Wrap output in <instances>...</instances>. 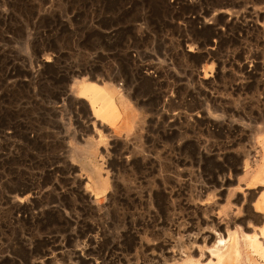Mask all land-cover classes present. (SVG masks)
Returning <instances> with one entry per match:
<instances>
[{"label":"rangeland","instance_id":"374dc122","mask_svg":"<svg viewBox=\"0 0 264 264\" xmlns=\"http://www.w3.org/2000/svg\"><path fill=\"white\" fill-rule=\"evenodd\" d=\"M0 40V264H264V0H0Z\"/></svg>","mask_w":264,"mask_h":264},{"label":"bare ground","instance_id":"6f19581e","mask_svg":"<svg viewBox=\"0 0 264 264\" xmlns=\"http://www.w3.org/2000/svg\"><path fill=\"white\" fill-rule=\"evenodd\" d=\"M196 23H197V25L195 26V28L197 29V28H200V23L196 20L195 21ZM235 23V22H234ZM257 28V27H256ZM193 52V49H188V53H192ZM46 56V55H45ZM49 57V56H48ZM46 58H47V56H46ZM48 60H49V58H47ZM47 59H42V64L41 65H43V63H44V65L46 66V63H48V62H50V60L48 61ZM57 61V60H56ZM225 61V60H224ZM219 65V64H218ZM44 66V67H45ZM222 68V67H221ZM205 70V69H204ZM223 71V70H222ZM204 72V71H203ZM251 72V71H250ZM253 72V71H252ZM149 73V72H148ZM146 74V73H145ZM144 74V75H145ZM149 75H151V73L149 74ZM219 76V75H218ZM152 78V77H151ZM93 81H89L88 82V84L87 85H85L83 88V91L82 92H84V93H87V95L90 97L89 98V100H88V104H90V109H92V112H94V114H96V115H99L100 114V116H110V117H112V118H115L116 116H117V112H116V108H115V104H114V102H113V99L108 95L109 94V92L110 93H112L114 96H116V94H117V90H115L114 89V87L112 88V87H110V84H107V83H105V82H101L100 80H95V79H92ZM154 80V79H153ZM80 84H81V82H80ZM74 86H76V85H74ZM72 92L74 93V95L76 94V92L74 91V87H73V90H72ZM118 94H119V91H118ZM117 94V95H118ZM80 95V94H79ZM259 96V95H258ZM79 98V100H82V97L81 96H79L78 97ZM119 99H120V101H121V104H122V106L123 107H125V106H127L126 105V103H127V100L124 98V97H122V96H120V97H118ZM84 100V99H83ZM74 101V100H73ZM74 103V102H73ZM78 104V103H77ZM106 104H108V106L106 105ZM105 105V106H104ZM107 106V107H106ZM106 107V108H105ZM261 107V106H260ZM130 108V107H129ZM127 111V110H126ZM129 112H131V111H129ZM134 113V112H133ZM132 114V113H131ZM127 115V114H126ZM131 116V115H130ZM95 124V123H94ZM124 124H125V122H124ZM127 124V123H126ZM128 124H129V122H128ZM127 124V126H129ZM95 127V126H94ZM97 128V127H96ZM14 131V130H13ZM97 131V129H95L94 130V132H96ZM97 133V132H96ZM98 136V135H97ZM94 137H89V138H87V140H86V143H87V145H88V147L91 149V152L89 153L90 155H94L93 153L95 152V150H94V146H95V144L93 143L94 142ZM117 148V147H116ZM97 149V148H96ZM167 155V154H166ZM88 156V155H87ZM86 156V157H87ZM116 157V156H115ZM89 159H91V158H89ZM84 161H85V167H86V169L89 171V172H91L92 173V175H93V180H94V182H93V185H92V188L94 189V191L95 192H98V191H103V181L101 182L100 180H99V178L100 177H98V174H99V166H97L93 161H91V160H88V159H84ZM83 161V162H84ZM114 163V162H113ZM160 168V167H159ZM141 170V169H140ZM91 176V175H90ZM56 185V184H55ZM136 185V184H135ZM42 186V185H41ZM187 201V200H186ZM22 209V208H21ZM198 211V210H197ZM94 214V213H93ZM144 220V219H143ZM165 223V222H164ZM139 224V223H138ZM219 239H221L220 241H218L217 243H222L223 242V239L222 238H219ZM218 239V240H219ZM226 241V240H225ZM234 243V245H235V241H233L232 242V244ZM231 244V246H233ZM218 246H219V244H218ZM236 246V245H235ZM234 247V246H233ZM232 247V248H233ZM56 248V247H55ZM237 248V247H236ZM57 249V248H56ZM230 250V247L228 248V251ZM227 251V252H228ZM232 251H237V249L235 250V248H233L232 250H230L229 251V253H230V255L232 254V253H234V252H232ZM227 252H226V254H227ZM220 253V252H219ZM219 253H217V254H219ZM236 254V253H235ZM225 256H228V255H225ZM224 256V257H225Z\"/></svg>","mask_w":264,"mask_h":264},{"label":"built area","instance_id":"2783aa9c","mask_svg":"<svg viewBox=\"0 0 264 264\" xmlns=\"http://www.w3.org/2000/svg\"><path fill=\"white\" fill-rule=\"evenodd\" d=\"M6 38H8V37H4L3 36V40H5V41H7V39ZM3 40H0V41H3ZM3 43H4V41H3ZM1 46H3L4 47V44H0V50L2 49V47ZM4 49V48H3ZM3 55V54H2ZM6 56L5 55H3L1 58H3V60H4V58H5Z\"/></svg>","mask_w":264,"mask_h":264}]
</instances>
